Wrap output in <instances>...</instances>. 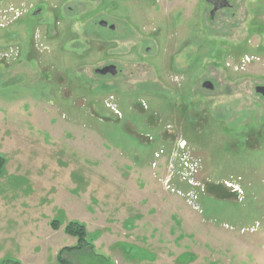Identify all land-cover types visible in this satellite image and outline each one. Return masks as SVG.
<instances>
[{
	"label": "rangeland",
	"instance_id": "rangeland-1",
	"mask_svg": "<svg viewBox=\"0 0 264 264\" xmlns=\"http://www.w3.org/2000/svg\"><path fill=\"white\" fill-rule=\"evenodd\" d=\"M228 1L0 0V264L71 221L73 264H264V0Z\"/></svg>",
	"mask_w": 264,
	"mask_h": 264
},
{
	"label": "trees",
	"instance_id": "trees-1",
	"mask_svg": "<svg viewBox=\"0 0 264 264\" xmlns=\"http://www.w3.org/2000/svg\"><path fill=\"white\" fill-rule=\"evenodd\" d=\"M6 163H7L6 157L0 155V177L2 176L5 170ZM51 227L55 230L59 229L60 225L58 220H53L51 222ZM65 232L73 237H76L77 243L74 246L63 248L58 254L57 257L58 262H60L61 264H73L63 257L62 253L64 251L73 252V251H81L85 249L90 251L91 253H95L94 246L88 239L87 229L83 223H80L79 221H71L65 227ZM8 261H12L14 264H20V262L17 260L10 259Z\"/></svg>",
	"mask_w": 264,
	"mask_h": 264
},
{
	"label": "water",
	"instance_id": "water-1",
	"mask_svg": "<svg viewBox=\"0 0 264 264\" xmlns=\"http://www.w3.org/2000/svg\"><path fill=\"white\" fill-rule=\"evenodd\" d=\"M208 1L211 3H214V2L216 3L215 7L211 11V16H214L216 11H218L220 8H223V7H226L229 5L228 0H216L217 2L215 0H208ZM100 24L102 26L108 25L107 21H105V20H102L100 22ZM110 28L115 29V25L114 24L110 25ZM117 72H118L117 67L113 64L96 69V73L101 74V75H107V74L116 75ZM203 86L206 88H209V89H214V87H215L214 84L209 80H206L205 82H203ZM256 91L258 93H261L264 96V85L257 86Z\"/></svg>",
	"mask_w": 264,
	"mask_h": 264
},
{
	"label": "flooded vegetation",
	"instance_id": "flooded-vegetation-1",
	"mask_svg": "<svg viewBox=\"0 0 264 264\" xmlns=\"http://www.w3.org/2000/svg\"><path fill=\"white\" fill-rule=\"evenodd\" d=\"M206 1H208V0H206ZM215 1H216V0H215ZM216 2H217V1H216ZM208 3L211 4L213 8L215 7V4H216L215 2H214V3H211V2L208 1ZM230 6H231V4L229 3L228 6L223 7V8H220L219 10L224 9V8H227V7H230ZM213 8H212V9H213ZM219 10H218V11H219ZM211 11H212V10H211ZM216 12H217V11H216ZM210 13H211V12H210ZM215 14H216V13H215ZM107 26H108V25H107ZM105 27H106V26H105ZM109 28H110V26H109ZM110 29H111V28H110ZM111 30H114V29H111ZM258 86H259V85H258ZM256 87H257V86H256ZM255 90H256V89H255ZM256 92H257V91H256ZM257 94L260 95V96H262V97L264 98V96H263L261 93H258V92H257Z\"/></svg>",
	"mask_w": 264,
	"mask_h": 264
},
{
	"label": "crops",
	"instance_id": "crops-1",
	"mask_svg": "<svg viewBox=\"0 0 264 264\" xmlns=\"http://www.w3.org/2000/svg\"><path fill=\"white\" fill-rule=\"evenodd\" d=\"M2 177V176H1ZM58 257V256H57Z\"/></svg>",
	"mask_w": 264,
	"mask_h": 264
}]
</instances>
